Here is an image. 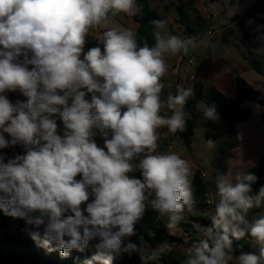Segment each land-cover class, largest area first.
Listing matches in <instances>:
<instances>
[{"label":"clouds","instance_id":"clouds-1","mask_svg":"<svg viewBox=\"0 0 264 264\" xmlns=\"http://www.w3.org/2000/svg\"><path fill=\"white\" fill-rule=\"evenodd\" d=\"M110 12L131 16L140 8L137 0H0V150L23 148L12 158L0 153V211L23 219L38 246L62 257L98 241L85 264H112L133 253L153 264L165 248L142 249L129 239L146 202L154 194L151 207L167 217L169 229L194 203L190 162L157 151L158 129L185 131L184 108L194 95V87L178 84L161 98L165 56L187 54L197 42L152 20L154 46L139 44L131 30L113 29L86 50L89 30ZM255 31L264 47V25ZM7 92L25 99L13 103ZM165 108L170 116L161 115ZM201 108L205 119L219 120L214 105ZM256 181L245 171L234 180L216 178L215 214L183 264H230L233 239L245 236L260 246L259 255L242 253L236 264H264V216L247 219L264 205V186L253 192Z\"/></svg>","mask_w":264,"mask_h":264},{"label":"trees","instance_id":"trees-1","mask_svg":"<svg viewBox=\"0 0 264 264\" xmlns=\"http://www.w3.org/2000/svg\"><path fill=\"white\" fill-rule=\"evenodd\" d=\"M217 1L235 4L237 0ZM137 5L140 8V12L133 15L140 25L138 31L135 33L136 39L141 45L147 43L149 46H154V28L150 22L152 20L163 19L157 12L151 10L149 0H137ZM177 8L179 11L178 24L185 28V33L188 36H204L207 33L212 23L207 21L199 13L198 9L195 7L194 0H180ZM262 10L263 7L261 4H256L254 5L252 14L227 20L225 26L230 27V30L224 37V44L226 46L233 44L232 36L237 32L243 33L250 39L257 40L258 33L255 31V28L257 25H264V18H254V16ZM249 20H252L254 23L250 25L248 23ZM98 44L99 41L86 40L85 48L87 50V48L97 46ZM241 55L249 62L255 72L264 77V47L260 45V42L259 52L247 50L241 52ZM217 57L218 55L212 52L208 58L202 60L196 73L199 74ZM236 87L241 95L239 101L228 99L215 87H211L207 91L210 106H215L219 116L226 123V134L228 135V139L220 146L222 153L221 160L223 162L226 160L227 156L232 154V149L237 146L231 139V136L236 133V125L245 123L251 115V110L243 107V103L257 102L264 106V100L259 98L257 91L240 75L236 76ZM203 99L204 85L201 82H196L194 85V95L185 104V111L188 114L186 129L184 132H179L187 145L190 144L191 138L198 129L197 109L199 103ZM57 123L58 126L62 125L59 118H57ZM208 139H210V135ZM0 153L6 156V151L0 150ZM250 172L257 176V181L252 185V188L253 192H258L260 187L264 186V159L259 160ZM136 175H139V173H136ZM191 185L194 201L192 207L193 209L196 208L198 211L203 212L210 207L208 199L206 198V194L210 191V183L202 178L201 170H196ZM212 187L214 188V183H212ZM151 198H154V194L150 199ZM150 199L149 202H146L147 206L143 218L137 224V234L129 239L133 243L140 245L142 249H146L149 246L153 249L163 245L173 246L172 251L167 252L165 250L161 260L153 264H183L186 255L179 247L181 244H184L183 238L175 237L169 233L167 220H161L160 214L152 209ZM260 210L261 207L249 210L247 216L249 222H252L253 219L256 218L255 215ZM191 220L200 227L209 226L211 224V218L208 216L197 215L191 217ZM11 223L15 224L21 231H25L29 226L26 225L23 219L5 216L3 212L0 211V264H85V262L92 257L89 249H86L84 252L72 251L67 257H62L58 251L49 252L45 248L38 246L31 238H22L19 234L10 232L7 227ZM40 231L42 232V229H40ZM194 241L198 240H193L192 238V242ZM192 242L190 244H192ZM259 247V245L253 242V238L250 236H245L240 240L233 239L232 243L233 254L236 256L242 253L259 255ZM112 264H141V262L139 255L133 253L131 256L123 254L116 257ZM230 264L234 263L230 262Z\"/></svg>","mask_w":264,"mask_h":264},{"label":"crops","instance_id":"crops-1","mask_svg":"<svg viewBox=\"0 0 264 264\" xmlns=\"http://www.w3.org/2000/svg\"><path fill=\"white\" fill-rule=\"evenodd\" d=\"M194 1L195 7L198 9L201 15L202 12L198 8L200 4H204L208 8L209 12L212 11L213 13L219 14V26H221V29H218L213 37L204 39L209 48L203 49L201 51V56L204 59L208 58L212 52L216 53L218 57L199 74L195 73V81H191L189 77L191 74H193L194 70L193 67H191L188 63L190 58L189 54H184L183 52L177 53L176 55L167 54L165 56V60L168 65V71L167 74L162 78L164 88L161 92V98L166 101L168 94L174 93L178 84H182L185 87H194L196 82H201L204 85V99L198 105L197 118L199 127L205 125L208 129L207 137L210 135V139L216 142V146L212 149L210 155H207L206 153L204 154L205 158H209L211 161V169L209 170V173L212 174L211 177L214 183L212 193L214 205H211L203 212L198 211L196 208L193 209L194 211L184 216L183 221H181L175 229H169V233L175 237L183 238L186 234H190L193 240H200L203 238V233L200 230L201 227L197 223L193 222L191 217L203 215L212 218V216L215 214V203L219 199L216 189V178L220 175H225L228 172L226 176L230 179V171L233 169L232 166L234 163L238 164V162L240 163L245 160L242 168L245 172H250V170L258 163L259 160L264 159V155L261 154H258L253 160H250L249 158H243L240 156L241 149L237 147L236 149H232V158L223 162L221 160L222 153L220 146L228 139V135L226 134V123L220 116L218 121L205 119L201 108V105L210 106L208 102L207 91L211 87H215L220 90L228 99L239 101L241 99V95L236 87L237 75L243 77L252 87H254L255 84L264 87V77L255 72L250 66L249 62L245 60L242 55L240 57L234 55L231 45L226 46L223 42L224 37L230 30V27L225 26L227 20L252 14L254 5L256 4H261L263 10L256 14L254 18H264V0H261L260 3H257L256 0H237L235 4H231L230 2L222 3L217 0H213V2L210 3H208L209 0ZM179 3L180 0H149L151 10L157 12L161 18L167 22L166 30L172 35L186 39L178 24L179 11L177 6ZM139 27L140 25L135 20L133 15L130 16L123 12L115 14L110 12L106 22H102L100 25H97V29H95L94 26L89 30L86 40L99 41L103 32L113 29L117 31L131 30L136 33ZM232 40L234 44L239 45V47L244 49V51L250 50L253 52H259V41L250 39L241 32L234 33ZM6 96L13 103H15L17 100L25 99L19 94V92H7ZM245 103L246 102H244V104ZM184 114L185 119L187 120L188 114L186 113L185 108ZM161 115L170 116L171 111L166 108L162 109ZM247 122H250L249 119L245 123L236 125V138L239 139L240 134L243 132V128H245L244 126H246V124L248 126L249 123ZM62 128L63 125L58 126V131H62ZM258 129L259 131H264V126L260 124ZM158 131L161 133V139L158 141L159 147L157 151L168 152L171 150L179 153L182 158L187 159L191 166L190 181L192 184L196 170L205 171L202 169L200 164L201 159H198V156L194 152V136L191 138L190 144L187 145L184 139L180 136L179 132L171 133L166 127H162L158 129ZM177 140L181 142V145L179 144L180 146L177 144ZM97 142L98 144H103L102 139L98 137ZM239 147H241V143ZM185 149L189 151L190 156L185 153ZM3 150L6 151V157L8 158L14 157L17 153L23 154V148L20 146L6 148ZM234 168L239 169L241 167L237 165L234 166ZM197 211L198 213H196ZM259 216H264V205L261 206V210L255 215L256 218ZM160 218L163 221L167 220V217L160 216ZM7 229L10 232L19 234L22 238L26 239L30 238L28 235V230H35L32 229L31 226H28L25 231H21L13 223L9 224ZM97 242L98 241H92L90 243L88 249L90 250L91 255H93L95 251L92 245ZM253 242L255 243L254 240ZM164 247L166 249L167 245H164ZM235 257L238 256L234 255V258L231 261L234 264H236Z\"/></svg>","mask_w":264,"mask_h":264},{"label":"rangeland","instance_id":"rangeland-1","mask_svg":"<svg viewBox=\"0 0 264 264\" xmlns=\"http://www.w3.org/2000/svg\"><path fill=\"white\" fill-rule=\"evenodd\" d=\"M213 2V0H209L208 3ZM180 27V25H179ZM231 49L233 50V54L237 57L241 56V52H245L244 49L239 47V45L231 44ZM190 57V56H189ZM255 73V72H253ZM257 93L259 94V98L261 100H264V87H261L259 85H254L253 87ZM243 107L249 108L251 110V115L249 118L250 122L248 126H244L243 132L240 134L239 139L236 138V134L231 136V139L233 142L237 144L233 149H236L237 147L240 150L241 154L240 156L243 158H249L250 160H253L255 157H257L258 154L264 155V131H259L258 127L260 124L264 126V106L257 103V102H246L243 103ZM208 129L205 125L199 127L195 131L194 139H193V145L195 148V154L198 156V159H201V166L202 169L205 170L207 173H209V170L211 169V161L209 158H205L204 154L210 155L213 148H209L207 146V137ZM239 140V141H238ZM241 143V147L240 146ZM177 144L181 145V142L177 140ZM179 145V146H180ZM185 153L190 156V153L187 149H185ZM232 158V155L227 156L226 160H230ZM221 161V160H220ZM243 162H238L233 164V169L230 171V180H234V176L237 172H243ZM239 165L241 168H234V166ZM252 170V169H251ZM250 170V171H251ZM228 173V172H227ZM227 173L225 175H227ZM210 174V173H209ZM212 176V174H210ZM214 205V201L212 203ZM194 210H190L189 213H191ZM198 213V211L196 212ZM164 247V245H163ZM165 248V247H164ZM154 263V262H153Z\"/></svg>","mask_w":264,"mask_h":264},{"label":"built area","instance_id":"built-area-1","mask_svg":"<svg viewBox=\"0 0 264 264\" xmlns=\"http://www.w3.org/2000/svg\"><path fill=\"white\" fill-rule=\"evenodd\" d=\"M261 0H256L257 3H260ZM198 8L200 9V11L202 12V16L209 22H211V26L208 29L207 33L202 36V35H198V36H188L185 33V28L180 25V29L183 31L184 33V37L187 38H194L197 42V47L195 48H191L189 49V60L188 63L191 67H193V74L190 75L189 79L191 81H195V73L197 72L200 63L202 62V60H204V58H202L201 56V51L203 49H208V45L206 44V41H204L205 38H211L213 37L216 32L218 31V29H221V26H219V14L217 13H213L212 11L209 12L208 8L204 5V4H200L198 6ZM95 29H97V26H95ZM201 176L203 179H205V181H207L208 183H210V191L206 194V198L208 199V204L211 206L212 205V193H213V187H212V177L209 173H207L206 171H201ZM191 210H193V207H191ZM190 210H185L183 213V216L188 215ZM183 241L184 244H181L179 247L180 249H182V252L186 255L188 249L190 248L189 246L191 245L190 243L192 242V237L189 234H186L183 237ZM167 252H170L173 250V246L167 245L166 249Z\"/></svg>","mask_w":264,"mask_h":264}]
</instances>
